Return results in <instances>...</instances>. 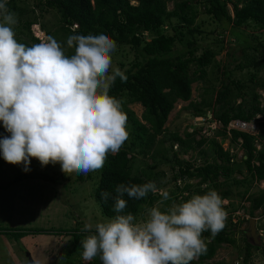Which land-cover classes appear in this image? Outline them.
I'll return each instance as SVG.
<instances>
[{
    "label": "trees",
    "instance_id": "16d2710c",
    "mask_svg": "<svg viewBox=\"0 0 264 264\" xmlns=\"http://www.w3.org/2000/svg\"><path fill=\"white\" fill-rule=\"evenodd\" d=\"M133 1L136 3L132 0H34L31 7L26 0H8L7 7L18 15L15 38L26 46L40 42L31 30L33 25H39L46 36L51 35L62 43L68 55L74 52L66 46L69 35L100 32L114 39L117 50L123 53L122 61L115 66L125 72L127 81L117 78L109 95L124 100L122 110L127 114L129 139L117 154H108L101 170L86 176L89 180L91 174L95 176L92 197L104 217L112 218L116 213L112 210L114 200L110 197L104 202L101 192L108 191L114 196L117 184L148 181H155L161 188L163 182L158 180L164 177V172L159 168L166 165L172 174L164 184L173 187L170 199L163 203L167 208L178 198L186 202L191 196L203 195L209 190H216L225 201L235 197L248 203V207L241 206L248 218L233 211L227 215L225 227L219 233L202 234L207 251L191 262L201 264L211 260L222 245L234 246L237 227L248 223L257 211L264 210V187L251 192L254 185L264 183V104L259 93L264 91L261 76L264 74V0ZM169 3L171 9H168ZM35 10L39 12L37 15ZM50 12L56 23L47 28L42 18ZM201 15L216 23L214 30L207 34L222 36L212 46L200 43L206 35L201 29ZM226 31L241 52L232 68L222 59L217 60L225 48L222 33ZM196 83H201L202 88L198 100L194 101L192 86ZM177 102H188L185 118H202V126L191 125L183 135L166 128ZM133 104L143 108L141 118L130 109ZM235 121L256 123L259 130L257 134H250L228 129ZM212 123L218 127L211 129ZM205 128L213 133L212 137L205 135ZM226 139L230 146L242 151L239 159L230 149H223L221 143ZM197 150L203 160L201 165L182 159ZM145 158L152 164H146ZM77 177L79 181L85 178L83 174ZM34 178L52 183L66 180L64 176L53 178L44 173ZM192 180L197 182L193 184ZM161 199L159 193L151 192L141 200L128 199L125 213L131 212L138 218ZM79 224L76 221L77 228L68 230L3 231L14 241L37 234L68 236L71 242L61 264H101L99 257L87 262L82 259L80 241L90 233L81 231L83 227ZM241 240V264H250L253 250L260 251L264 260L263 241L255 247L247 243L243 233Z\"/></svg>",
    "mask_w": 264,
    "mask_h": 264
},
{
    "label": "clouds",
    "instance_id": "9594fccd",
    "mask_svg": "<svg viewBox=\"0 0 264 264\" xmlns=\"http://www.w3.org/2000/svg\"><path fill=\"white\" fill-rule=\"evenodd\" d=\"M7 2L0 0V126L7 133L0 136V157L22 165L25 173L32 159L42 168L59 164L64 174L101 170L108 154H117L129 139L124 100L109 95L117 78L127 81L125 72L113 67L116 41L104 32L69 35L71 55L51 35L26 46L15 38L19 19ZM114 191V196L108 191L100 196L104 202L114 200L116 215L81 229L90 233L80 241L84 261L191 264L207 251L202 234L214 236L226 224V201L216 190L165 211L159 205L170 196L155 181L120 183ZM150 192L162 199L148 209L146 219L125 213L128 199L141 200Z\"/></svg>",
    "mask_w": 264,
    "mask_h": 264
},
{
    "label": "rangeland",
    "instance_id": "374dc122",
    "mask_svg": "<svg viewBox=\"0 0 264 264\" xmlns=\"http://www.w3.org/2000/svg\"><path fill=\"white\" fill-rule=\"evenodd\" d=\"M31 7L34 0H26ZM132 3H136L132 0ZM172 8V4H168V9ZM202 11V8H200ZM36 15L39 13L35 10ZM203 22L201 29L206 32L204 40L200 43L212 46L215 39H221L215 37L214 34H207L214 30L216 23H213L207 16H199ZM42 22L47 28L53 27L56 23L53 12L45 14L42 18ZM34 36L40 39V42L45 38L44 31L39 25H33L31 27ZM224 35L223 43L224 50L217 56V60L222 59L226 63H229L230 68L240 59L241 52L237 44L233 42L234 38L230 37V32L226 31L222 33ZM230 42V44H228ZM123 55L121 49H118L113 54V67L122 61ZM236 60V61H234ZM264 77V74L261 75ZM201 83L193 84L192 86V100H198ZM262 97V104H264V91H259ZM188 102H177L174 109L170 113L165 127L171 131H177L180 135H183L187 128L193 125L195 128L201 127L202 118H185V107ZM138 118H141L143 108L138 104L129 106ZM218 127L217 124H210L211 129ZM241 128L239 125L235 126ZM245 131L250 134H257L258 126L256 123H251L249 126L244 127ZM204 133L207 137H212L213 133L208 132L205 128ZM208 133V134H207ZM7 135L4 132L2 126H0V136ZM196 136V139H199ZM217 141H221L220 137H216ZM223 149H230L237 154L239 159L242 156V151L237 146H230L229 140H225L221 143ZM259 148V146H257ZM197 151L189 152L182 159L190 162H195V165H201L203 163ZM146 164L151 165L152 161L149 158L143 160ZM30 171L25 173L22 170V165H10L6 163L2 157H0V264H30L26 254L28 253L34 264H61L64 254L67 251V245L71 242L68 236L60 235H28L14 241L10 239L3 230H68L77 228L75 222H80L79 227H83L88 222H98L107 219L104 217L96 202L94 201L92 194L94 190L95 176L91 174V179H87V175H84V180L79 181L76 173L64 174L60 170V165L56 164L41 167L36 159H32L30 164ZM144 167V166H141ZM159 170H163L164 177L158 181L163 182L164 185L160 189L167 191L168 193L173 191L171 184H164L171 177L170 166H161ZM38 173H44L53 178L64 176L66 180L63 182L52 183L41 179L34 178V175ZM90 174V173H89ZM197 180H192V183H196ZM182 186V184H181ZM180 186V187H181ZM264 186L263 183L254 185L251 192H256L259 188ZM185 196V194H183ZM183 200L178 198L175 202L169 204L170 207L173 203H181ZM245 203V204H244ZM248 207V203L242 202L238 198L233 197L231 200L226 201L224 205L227 214L235 211L236 215L246 216L242 212L241 206ZM157 206V203L154 205ZM161 211H165L167 207L163 204L159 205ZM147 211H144L137 220L147 218ZM256 228L263 236L264 233V210H259L255 213ZM248 225L247 223L239 225L237 227L234 239L235 245H222L217 251L215 256L201 264H241L243 253L242 233L244 234ZM264 239V238H263ZM262 241L264 242V240ZM69 240V241H68ZM69 246V245H68ZM250 264H264L263 257L260 251L253 250ZM87 262V261H84Z\"/></svg>",
    "mask_w": 264,
    "mask_h": 264
},
{
    "label": "water",
    "instance_id": "95a60500",
    "mask_svg": "<svg viewBox=\"0 0 264 264\" xmlns=\"http://www.w3.org/2000/svg\"><path fill=\"white\" fill-rule=\"evenodd\" d=\"M244 158H246V157H244ZM247 225H248V227L244 233L245 240L247 241V243H249L255 247H259L261 245V233L256 228V220L255 219H249ZM26 256L28 258L29 263L34 264L28 253L26 254Z\"/></svg>",
    "mask_w": 264,
    "mask_h": 264
},
{
    "label": "built area",
    "instance_id": "2783aa9c",
    "mask_svg": "<svg viewBox=\"0 0 264 264\" xmlns=\"http://www.w3.org/2000/svg\"><path fill=\"white\" fill-rule=\"evenodd\" d=\"M249 124H251V123H245V122L235 121L234 123H232L231 125H229L228 129H229V128H230V129H231V128H235V129H238V130H241V131L247 132V131H245L244 127L249 126ZM237 125H239L241 128H239V127H235V126H237ZM247 133H248V132H247Z\"/></svg>",
    "mask_w": 264,
    "mask_h": 264
}]
</instances>
